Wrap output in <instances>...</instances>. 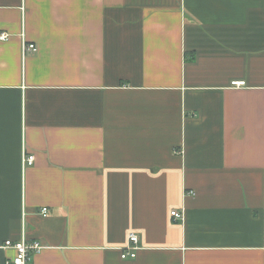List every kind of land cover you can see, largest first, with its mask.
<instances>
[{"label":"crops","instance_id":"crops-1","mask_svg":"<svg viewBox=\"0 0 264 264\" xmlns=\"http://www.w3.org/2000/svg\"><path fill=\"white\" fill-rule=\"evenodd\" d=\"M2 32L0 264H264V0H0Z\"/></svg>","mask_w":264,"mask_h":264},{"label":"built area","instance_id":"built-area-1","mask_svg":"<svg viewBox=\"0 0 264 264\" xmlns=\"http://www.w3.org/2000/svg\"><path fill=\"white\" fill-rule=\"evenodd\" d=\"M9 34L7 32H2L0 34L1 39H7ZM38 47L35 43H29L25 45V51L29 50L31 52L37 51ZM238 85L244 84V81L236 82ZM26 164L31 165L34 162V155H29L25 157ZM190 193H193L192 191ZM49 212V208L47 206L41 209V213L43 215H47ZM171 215L177 220H183L184 214L181 211L173 210ZM139 242V236L136 233H131L129 235V243L122 248L121 257L126 258H135L137 255V249ZM5 248H13L16 251V255L11 259L7 260V264H30L32 259V255L40 252L43 249V245L37 240H28V239H21L18 241H14L12 239L6 240L3 244Z\"/></svg>","mask_w":264,"mask_h":264}]
</instances>
